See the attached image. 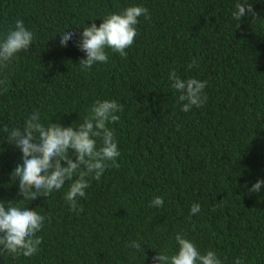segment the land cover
<instances>
[{
  "label": "trees",
  "instance_id": "16d2710c",
  "mask_svg": "<svg viewBox=\"0 0 264 264\" xmlns=\"http://www.w3.org/2000/svg\"><path fill=\"white\" fill-rule=\"evenodd\" d=\"M237 0H0V39L23 20L34 40L7 69L0 91V200H21L11 173L22 152L3 128H23L34 112L48 126H77L97 100L123 107L114 131L119 168L90 178L77 212L65 201L69 183L48 197L16 201L46 217L43 243L30 258L0 264H158L183 233L222 264H264V0H249L256 18H232ZM129 6H144L127 56L82 71L83 27ZM75 35L66 46L60 35ZM197 65L189 69L194 60ZM207 81L208 99L185 113L169 72ZM99 144V142H98ZM65 166L66 162H65ZM163 207H151L155 197ZM194 203L201 206L192 215ZM83 211L79 212V207ZM137 241L141 249L128 247Z\"/></svg>",
  "mask_w": 264,
  "mask_h": 264
},
{
  "label": "clouds",
  "instance_id": "9594fccd",
  "mask_svg": "<svg viewBox=\"0 0 264 264\" xmlns=\"http://www.w3.org/2000/svg\"><path fill=\"white\" fill-rule=\"evenodd\" d=\"M249 15L256 18L249 0H237L232 18L241 21ZM151 19L149 10L144 6H129L119 13H111L103 18L97 26H84L78 47L86 53L79 66L82 71H90L97 63H106L109 59L106 49H111L126 58V49L130 48L137 36L139 18ZM62 46L73 38L75 33L69 29L59 34ZM34 34L25 27L23 20H17L14 27L0 39V71L7 69L14 58L22 51H27L33 44ZM197 65L194 59L189 69ZM171 87L179 94L177 102H182V111L187 113L193 107H202L207 102L205 88L207 81L195 78L187 80L177 75L175 70L169 72ZM7 77L0 79V91L7 92ZM123 107L116 100L97 99L88 115L77 126H63L52 122L48 126L41 123L40 113L34 112L25 121L23 128L7 126L3 132L7 135V143L14 145L22 152V163L17 164L11 175L19 185L18 195L21 200H0V256L5 254L13 257L30 258L40 252L43 243L37 233L45 226L46 217L29 207H21L16 201L36 200L48 197L69 183L64 199L73 212H77L78 198L86 196L90 187V178L100 180L108 168H119L117 157L120 156L115 134L108 127L117 122ZM99 142V144H98ZM65 162L66 165L65 166ZM264 180H258L249 189L258 193ZM164 199L155 197L151 207H163ZM201 206L194 203L190 208L192 215L198 214ZM83 207H79V212ZM178 250L169 255L157 252L153 257L158 264H222L215 251L209 250L202 254L197 246L187 239L183 233L175 235ZM128 247L141 249V244L131 241ZM235 264H243L240 258Z\"/></svg>",
  "mask_w": 264,
  "mask_h": 264
}]
</instances>
